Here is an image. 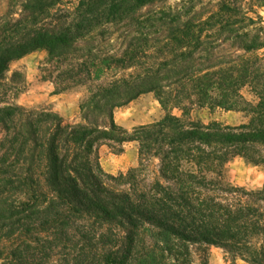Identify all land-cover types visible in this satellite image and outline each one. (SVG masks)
I'll use <instances>...</instances> for the list:
<instances>
[{"label":"trees","instance_id":"1","mask_svg":"<svg viewBox=\"0 0 264 264\" xmlns=\"http://www.w3.org/2000/svg\"><path fill=\"white\" fill-rule=\"evenodd\" d=\"M197 1L8 0L0 264H209L211 246L234 264H264V183L250 191L221 177L234 157L264 174V20L253 8L264 0L245 10ZM38 50L56 64L58 92L86 87L78 121L16 102L22 80L9 64ZM145 94L164 115L117 125L114 111ZM193 106L246 121L195 122ZM125 143H136L137 166L106 173L99 147Z\"/></svg>","mask_w":264,"mask_h":264},{"label":"rangeland","instance_id":"2","mask_svg":"<svg viewBox=\"0 0 264 264\" xmlns=\"http://www.w3.org/2000/svg\"><path fill=\"white\" fill-rule=\"evenodd\" d=\"M184 1H191L197 7L201 4L197 0H168L167 5L176 6ZM206 2L207 0H203ZM185 3V2H184ZM256 3L252 0H242V9H248ZM8 8V0H0V19ZM254 10L264 20V8L253 6ZM252 15L251 13H249ZM17 72L22 80L16 102L26 108H46L58 113L65 122L78 121L80 104L87 96L86 87L73 85L71 89L58 92L55 88L56 64L48 60L47 52L38 50L23 56L9 64L8 77ZM117 75L125 71H115ZM173 115L180 116L178 110ZM164 111L155 100L153 94H145L128 105L114 111V121L117 125L131 130L133 127L151 123L160 119ZM190 118L195 122L209 124L219 122L223 125L237 126L246 121L240 112L210 109L193 106ZM121 153H117L109 146L102 145L98 149L99 161L103 170L111 175L124 173L137 166L136 143H125ZM222 183L226 186L239 187L250 191L260 190L264 183L261 167L255 166L243 158L234 157L222 169ZM209 264H234L221 249L209 247L207 250ZM196 263V260L194 262ZM235 264H245L239 260Z\"/></svg>","mask_w":264,"mask_h":264}]
</instances>
